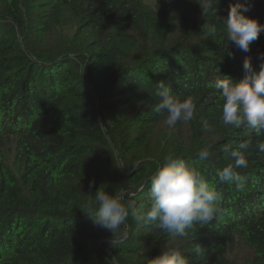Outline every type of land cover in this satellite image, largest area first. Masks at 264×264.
Segmentation results:
<instances>
[{"label":"trees","instance_id":"trees-1","mask_svg":"<svg viewBox=\"0 0 264 264\" xmlns=\"http://www.w3.org/2000/svg\"><path fill=\"white\" fill-rule=\"evenodd\" d=\"M202 2L0 0V264H151L165 249L189 264H264V153L255 148L264 135L225 126L214 86L242 79L245 58L260 70L264 31L244 52L221 25L235 4L264 25V0H214L208 12ZM160 80L193 99V120L170 130L167 114L152 111ZM246 140L237 190L217 171L233 162L223 146ZM169 154L215 188L220 213L184 238L129 216V236L114 247L84 213L86 195L148 205L149 177Z\"/></svg>","mask_w":264,"mask_h":264},{"label":"clouds","instance_id":"clouds-1","mask_svg":"<svg viewBox=\"0 0 264 264\" xmlns=\"http://www.w3.org/2000/svg\"><path fill=\"white\" fill-rule=\"evenodd\" d=\"M214 0H203L200 4L203 12H208ZM249 8L235 4L229 8L223 31L227 40L244 52L250 50V44L257 40L264 31V25L258 20L245 16ZM216 26L210 28L215 34ZM261 66L258 72L253 70L249 58L243 62L244 76L238 82L230 77L215 81L223 103L221 122L225 126L247 128L257 137L264 135V54L261 55ZM155 96L159 101L154 104V113H166L165 123L171 130L178 122L187 123L197 114L196 104L191 97L178 99L170 86L160 80L156 84ZM204 129L211 131L207 121ZM252 141L246 140L232 149L224 145L222 151L230 154L232 163L217 171L220 182L234 183L237 190H243L246 179L236 169L248 167L247 153ZM255 148L264 153V140L258 139ZM201 161L209 159V147L201 148L197 153ZM150 204H141L139 208L125 205V197L120 193H109L98 189L95 195L85 201L84 207L94 226L108 230L112 234L111 243L125 242L129 236L127 221L131 216L136 222L151 225L153 229L168 234L173 238H184L196 225H206L217 218L220 213V194L214 187L185 162L169 154L165 163L149 177ZM92 185L90 184L89 187ZM199 249V248H197ZM151 264H189L183 252L176 249H165L160 255L151 259Z\"/></svg>","mask_w":264,"mask_h":264},{"label":"rangeland","instance_id":"rangeland-1","mask_svg":"<svg viewBox=\"0 0 264 264\" xmlns=\"http://www.w3.org/2000/svg\"><path fill=\"white\" fill-rule=\"evenodd\" d=\"M145 1H147L148 3H152L153 2V0H145Z\"/></svg>","mask_w":264,"mask_h":264}]
</instances>
